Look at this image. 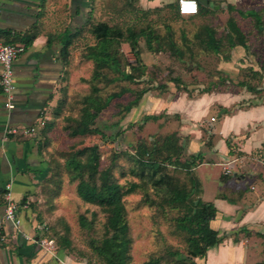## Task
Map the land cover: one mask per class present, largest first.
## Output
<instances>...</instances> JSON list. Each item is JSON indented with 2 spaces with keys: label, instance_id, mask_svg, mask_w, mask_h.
I'll return each mask as SVG.
<instances>
[{
  "label": "crops",
  "instance_id": "1",
  "mask_svg": "<svg viewBox=\"0 0 264 264\" xmlns=\"http://www.w3.org/2000/svg\"><path fill=\"white\" fill-rule=\"evenodd\" d=\"M176 1L138 0V3L142 10L157 9L162 31H172L180 38L181 34L197 31L183 25L194 21L196 16H177L169 8H163ZM240 1L226 0L230 4ZM93 3V0H2L0 37L33 36V40L23 46L24 51L13 64L16 91L11 111L4 108L5 98L0 93V264H86L54 243L50 251L38 244L47 222L32 203L48 174L45 152L38 151L40 136L6 137L5 130L31 127L42 119H51L69 70V65L63 67L59 59L62 43L59 37L65 31L79 28L89 17L94 20ZM234 55L239 61L248 58L239 47L232 51V61ZM249 57L264 63V55ZM257 70L264 81V71L254 68ZM169 106L166 114L180 108L177 102ZM181 116L189 124L204 123L201 126L208 140L202 147L201 129L190 133L193 135L188 138L187 156L201 155L202 164L193 172L200 185L199 198L216 209L210 227L220 239L196 264H264V91H240L236 95L210 91L190 100ZM235 157L240 162L225 175L222 164ZM204 167L211 169L202 171ZM8 184L20 221L18 229L4 216V192Z\"/></svg>",
  "mask_w": 264,
  "mask_h": 264
},
{
  "label": "trees",
  "instance_id": "2",
  "mask_svg": "<svg viewBox=\"0 0 264 264\" xmlns=\"http://www.w3.org/2000/svg\"><path fill=\"white\" fill-rule=\"evenodd\" d=\"M137 2L138 0H125L127 6L125 13L130 16L127 22L109 25L107 22H95L92 17H89L82 26L65 31L63 36L59 37L62 41L59 59L63 67L69 65L71 50L77 39L83 38L85 34L91 40V43L85 44L81 52V57L92 63V72L88 81L89 91L77 102L76 114L65 120L67 124L65 128L71 137L77 132L96 126L97 119L114 99H119L128 93L131 99L121 107V111L129 113L148 93V88L141 87L132 91L122 89L102 95L99 88L102 83L116 81L137 85L145 82L147 67L141 61V41L150 53L167 51L173 57L188 56L191 60L196 57L197 50H206L226 61H231V53L238 47L242 48L247 55L258 56L255 47L261 43V39H264V10L241 12L233 4L226 2L230 16L225 27L217 29L210 24H202L192 34L191 39L181 34L180 43H177L172 31L162 35L156 30V21L149 20L150 16H156L158 21L161 17L159 11L139 9L136 7ZM210 3L212 0H208V5ZM163 8H169L174 15L180 16L176 3ZM233 12L243 19H250V30H244ZM214 14L215 11L211 7L198 4V12L193 16L205 21ZM0 39V42L5 45L27 47L32 42L33 36L17 39L5 35ZM123 44L128 46L133 56L132 63L128 62L121 51ZM247 68L253 77H260L258 70L254 71L251 66ZM258 68L261 71L264 70L263 64L259 61L256 63V69ZM225 81L222 76H219L220 84ZM168 82L178 89L184 87L178 77L169 76ZM239 85L246 86L243 82ZM161 87L163 88L162 85ZM246 88L253 90L250 86ZM207 92L210 91L206 89L202 91V94ZM59 104L53 108L51 120L42 119L43 126L37 135L40 136L38 143L40 154L49 147V133L54 127L55 119L58 118L64 101ZM157 118L158 116L152 115L144 117V120ZM226 144L230 149L229 143L226 142ZM93 148L91 147L92 150ZM86 151L81 149L73 152L66 160L65 168L71 173L70 180L77 181L75 186L77 197L84 204L96 207L103 216L100 236L91 235L87 242L90 253L101 264H130L131 262L132 239L124 198L137 190L141 191L142 200L149 207L155 208L162 214L174 215L175 233L183 242L182 250L167 249L163 256H150L144 264H196L197 260L205 258L208 250L220 243L217 232L210 227V222L216 216V209L213 204L205 203L199 198L200 185L193 173V169L202 164L201 155L186 157L179 133L168 134L161 142L153 143L151 146L139 143L133 155L127 154L126 160L130 163L127 174L136 181H130L125 185L120 184L112 173L114 161L95 179L97 166L94 163V157L87 159L86 162L80 159ZM229 154L233 155L232 151H229ZM46 165L48 174L41 184L46 193L48 192L44 194L46 202H50L58 196L61 189V164L54 159H46ZM182 172L183 178L178 175ZM125 174L122 173V176ZM90 216V219L85 216L78 217L80 228L88 233L93 230L96 213H91ZM47 224L42 228L43 239L54 243L58 249L68 254L84 259V255L76 251L72 243L70 227L62 219H56L54 223ZM86 264H91L90 260Z\"/></svg>",
  "mask_w": 264,
  "mask_h": 264
},
{
  "label": "rangeland",
  "instance_id": "3",
  "mask_svg": "<svg viewBox=\"0 0 264 264\" xmlns=\"http://www.w3.org/2000/svg\"><path fill=\"white\" fill-rule=\"evenodd\" d=\"M93 2L95 22L120 25L123 21L127 22L130 19V16L125 13L127 9L125 0H93ZM212 4L218 7L215 9L214 15L205 21L196 18L194 21L186 22L183 25L195 30L202 24H210L217 29L225 27L230 16V12L225 7L227 6L226 0H212ZM233 5L241 12L264 10V0H241ZM136 7L141 9L138 2ZM233 15L239 20L244 30H250V19H243L235 12ZM149 20L156 21V30L160 34L165 33L159 27L156 16H150ZM176 34L178 35V33ZM186 36L191 39L192 33L189 32ZM175 39L177 43H180L178 36ZM79 41H75L74 48L71 50L68 79L62 89L63 91L59 92L57 100V104L63 101L64 104L58 118L55 119L53 129L49 133L50 144L45 151L47 160L54 159L61 164V189L58 196L50 202H46V195L44 194L48 192L46 193L41 184L34 195L36 199L32 205L36 207L43 220H46L49 225L54 223L56 219H62L70 227L72 243L76 251L84 255L85 263L90 260L91 264H101L90 253L87 242L91 235L100 236L103 216L96 207L84 204L77 197L75 192L77 181L72 182L70 180L71 173L65 168V162L69 156L76 150L86 149L87 151L80 159L82 162H86L87 159L94 157V163L97 166L95 179L102 170L110 167V163L114 161L112 173L120 184L125 185L130 181H136L127 174L130 163L126 160V155H133L139 143L151 146L153 143L161 142L168 134L177 132L182 138L184 153L187 157L188 138L193 135L190 133L201 129L199 141L200 145L204 146L208 140L205 136V129L201 126L204 123L189 124L186 122L188 120L181 116V113L185 114L190 100L203 96L202 91H206V89L208 91H228L234 95L240 91L257 93L264 91V81L261 77H253L248 70L247 66L256 68L257 63L252 60V57H249L251 56L249 54L247 55V62L242 61L243 59L239 61L236 55L233 56L234 61H226L211 51L197 50L196 57L191 60L188 56L173 57L167 51L150 53L141 41V61L147 67L145 82L137 85L125 81H116L108 84L102 83L99 88L102 95L118 92L122 89L132 91L141 87L148 88V93L143 96L139 105L129 113L121 111V107L131 99L128 93L119 99H114L99 116L96 126L77 132L71 137L65 128L67 125L65 120L76 114L77 102L88 93V81L92 72V63L81 57L85 44L91 43V40L84 34ZM263 43L264 39H261V43L255 47V51L260 55H264ZM121 51L128 62L132 63L133 56L128 46L121 45ZM109 76L112 75L109 74ZM169 76L180 78L184 87L175 88L172 83L168 82ZM219 76H222L226 81L220 84ZM241 82L252 87L253 90H248L246 86L239 85ZM174 102L180 104V108L166 114L170 109L169 105ZM238 105L242 107L243 103ZM184 107L185 110H183ZM152 115L158 116V118L156 120H144V117ZM50 116L52 119L53 113ZM91 147H94L93 150ZM206 169L211 168H201L202 171ZM235 169L234 166L233 170ZM122 173H126L125 176H122ZM178 175L181 178L184 177L183 172L178 173ZM124 206L132 239L130 264H144L150 256H163L167 249H183L182 239L175 233L174 215L172 213L162 214L157 212L155 208L149 207L143 202L142 193L139 190L124 198ZM91 213H96V218L92 232L88 233L80 228L78 217L85 216L90 219ZM74 256L77 257V255Z\"/></svg>",
  "mask_w": 264,
  "mask_h": 264
},
{
  "label": "built area",
  "instance_id": "4",
  "mask_svg": "<svg viewBox=\"0 0 264 264\" xmlns=\"http://www.w3.org/2000/svg\"><path fill=\"white\" fill-rule=\"evenodd\" d=\"M1 3L2 0H0V14H1ZM193 3H195L196 11L192 10ZM176 5H177V12L180 16H193L196 15L198 12L197 0H177ZM23 51H24L23 46L5 45L0 42V93L5 98L4 108L7 111H11L14 107L13 98H14V93L16 91V86L14 83L13 64L14 61ZM211 121H214V119H211ZM42 126H43V121H40L35 126H31V127H8L5 130V136L13 137V138H33L37 136ZM238 162H240V159L235 157L223 163L222 164L223 173L225 175L230 174L233 167ZM9 191H10V184L6 185L4 192V198L6 201L4 216L8 221L12 223L14 228L18 229L20 221L16 217V205L11 200ZM38 244L49 251L53 247V243L45 239L39 240Z\"/></svg>",
  "mask_w": 264,
  "mask_h": 264
},
{
  "label": "water",
  "instance_id": "5",
  "mask_svg": "<svg viewBox=\"0 0 264 264\" xmlns=\"http://www.w3.org/2000/svg\"><path fill=\"white\" fill-rule=\"evenodd\" d=\"M197 2H198L199 5H201V6H203V7H207V6H209V7H211L213 10H215V9L218 8V7L213 6L212 3H210V4L208 5V0H197ZM225 7H226V6H225Z\"/></svg>",
  "mask_w": 264,
  "mask_h": 264
},
{
  "label": "clouds",
  "instance_id": "6",
  "mask_svg": "<svg viewBox=\"0 0 264 264\" xmlns=\"http://www.w3.org/2000/svg\"><path fill=\"white\" fill-rule=\"evenodd\" d=\"M192 10H193V11H196L195 3H193V5H192Z\"/></svg>",
  "mask_w": 264,
  "mask_h": 264
}]
</instances>
